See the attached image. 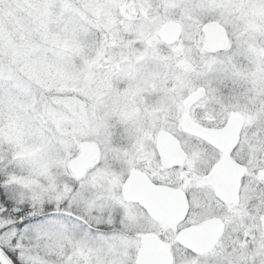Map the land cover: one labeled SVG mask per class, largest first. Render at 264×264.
<instances>
[{
    "label": "rangeland",
    "instance_id": "rangeland-1",
    "mask_svg": "<svg viewBox=\"0 0 264 264\" xmlns=\"http://www.w3.org/2000/svg\"><path fill=\"white\" fill-rule=\"evenodd\" d=\"M0 12L9 22L0 17V175L7 186L70 199L77 221L87 217L85 229L60 234L30 264H135L138 240L91 227L115 224L127 174L119 156L177 130L191 91L227 85L236 103L220 111L212 103V114L264 122V0H0ZM209 21L227 30V51H202ZM169 22L181 27L174 46L158 35ZM86 143L99 147V161L74 176L68 163ZM254 226L264 231V218ZM247 249L230 258L264 264V237ZM171 253L173 264L222 261Z\"/></svg>",
    "mask_w": 264,
    "mask_h": 264
},
{
    "label": "flooded vegetation",
    "instance_id": "flooded-vegetation-1",
    "mask_svg": "<svg viewBox=\"0 0 264 264\" xmlns=\"http://www.w3.org/2000/svg\"><path fill=\"white\" fill-rule=\"evenodd\" d=\"M230 88L227 85L216 87L214 94L203 87L191 91L185 99L199 89L204 93L189 111L183 102L184 113L177 130H158L151 135L149 149L144 152H122L118 163L127 174L119 190L121 204L115 215V224L106 221L98 228L92 226V231L120 232L135 238L139 242L138 255L143 248V237L155 236L171 255V264L173 247L191 258L203 259L215 253L222 258L221 264H237L230 258L236 248L241 252L253 244L256 237H264L263 230L254 229L256 221L264 218V122L235 110L218 115L221 105L236 103L238 93ZM212 103L219 109L215 113L217 117L208 108ZM187 114L197 126L217 131L223 130L233 115H239L242 126L238 141L232 145L225 140L228 136L222 134L224 141L221 147L214 145L184 125ZM161 131L168 132L176 140L183 150L181 156L176 150L162 157L158 150ZM224 146L230 147L229 156H225L221 149ZM98 161L99 158L87 170ZM113 162L109 161L112 166ZM213 183L221 191L223 199L218 196ZM169 190L180 191L182 196L177 194L175 199H171ZM105 213L112 215L115 212L110 208ZM141 217L149 221V226L140 222ZM136 219L143 230L134 228L132 222ZM207 222H211L210 226L201 230L200 237L210 239L222 231L211 252L199 255L181 246L178 242L181 232L204 227ZM141 231L143 233L139 234ZM154 259L161 264L156 257Z\"/></svg>",
    "mask_w": 264,
    "mask_h": 264
},
{
    "label": "water",
    "instance_id": "water-1",
    "mask_svg": "<svg viewBox=\"0 0 264 264\" xmlns=\"http://www.w3.org/2000/svg\"><path fill=\"white\" fill-rule=\"evenodd\" d=\"M205 42L203 44V51L207 53H217L220 51H224L229 45V37L227 30L217 21H209L205 23L202 28ZM160 39L166 43L167 45H174L178 42L181 35V27L177 23H166L160 29L158 33ZM204 90L199 89L190 95L184 101V106L189 111L190 107L197 102L203 96ZM184 125L191 130V132L196 134H202L205 138L213 142L214 145L221 147L223 137L222 134H226L228 136L227 141L231 142L232 145L236 144L238 141V137L240 134V129L242 126V119L239 115H233L228 125L220 131L217 130H205L200 126L194 124L189 115L187 114L185 117ZM160 137L158 140V150L161 153L162 157H166L171 155L172 151H180V146L175 142L176 140L165 131H161L159 133ZM171 147V148H169ZM225 156H229L230 147L226 148V146L221 148ZM99 157V148L96 144L86 143L82 145L80 152L70 159L68 163V168L70 172L74 175H80L83 173L88 167L93 165ZM214 184V183H213ZM216 187V185L214 184ZM171 194L168 195L171 199H175L177 194H181L180 191H172L169 190ZM216 192L220 198L223 199V195L221 191L216 187ZM182 196V194H181ZM211 222H207L204 227H196L190 230H185L178 235V242L181 246L188 248L195 254H204L211 252L220 237V234L214 235L210 239H205L200 237L199 233L201 230H206L210 226ZM154 256V257H153ZM157 258L161 264H171V255L167 251L166 247L159 242V240L152 235L143 237V248L140 251L136 264H157Z\"/></svg>",
    "mask_w": 264,
    "mask_h": 264
},
{
    "label": "snow or ice",
    "instance_id": "snow-or-ice-1",
    "mask_svg": "<svg viewBox=\"0 0 264 264\" xmlns=\"http://www.w3.org/2000/svg\"><path fill=\"white\" fill-rule=\"evenodd\" d=\"M55 195L7 186L0 175V264H26V257L46 254V244L60 234L87 227L83 214L77 221L70 199L57 201Z\"/></svg>",
    "mask_w": 264,
    "mask_h": 264
},
{
    "label": "trees",
    "instance_id": "trees-1",
    "mask_svg": "<svg viewBox=\"0 0 264 264\" xmlns=\"http://www.w3.org/2000/svg\"><path fill=\"white\" fill-rule=\"evenodd\" d=\"M5 13L0 12V17L3 19L2 23L9 24L8 18L4 15ZM26 264H30L28 257H26Z\"/></svg>",
    "mask_w": 264,
    "mask_h": 264
}]
</instances>
